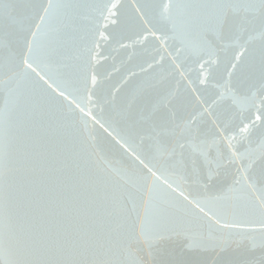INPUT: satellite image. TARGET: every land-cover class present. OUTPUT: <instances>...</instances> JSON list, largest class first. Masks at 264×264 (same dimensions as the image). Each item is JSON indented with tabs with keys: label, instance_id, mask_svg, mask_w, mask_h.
Segmentation results:
<instances>
[{
	"label": "water",
	"instance_id": "1",
	"mask_svg": "<svg viewBox=\"0 0 264 264\" xmlns=\"http://www.w3.org/2000/svg\"><path fill=\"white\" fill-rule=\"evenodd\" d=\"M0 264H264V0H0Z\"/></svg>",
	"mask_w": 264,
	"mask_h": 264
}]
</instances>
